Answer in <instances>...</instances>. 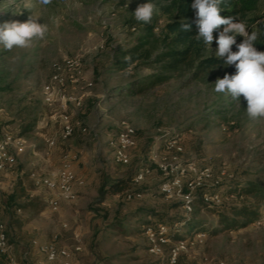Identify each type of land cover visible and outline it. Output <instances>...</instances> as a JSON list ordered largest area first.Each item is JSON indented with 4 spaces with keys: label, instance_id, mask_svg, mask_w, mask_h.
I'll use <instances>...</instances> for the list:
<instances>
[{
    "label": "rangeland",
    "instance_id": "obj_1",
    "mask_svg": "<svg viewBox=\"0 0 264 264\" xmlns=\"http://www.w3.org/2000/svg\"><path fill=\"white\" fill-rule=\"evenodd\" d=\"M173 1L51 0L44 5L40 0H0V24L26 22L33 15L47 26L45 36L34 38L29 47L8 51L0 45V128L27 141L15 169L23 172L15 179L16 197L14 202L8 200L10 207H21L20 213L4 209L8 191L2 184L9 178L0 175V215L8 224L19 264H46L31 239L45 236L49 240L55 233L59 234V246L82 247L73 256V264L155 261L157 257L149 252L148 237L141 224L151 219L150 211L184 217L185 199L179 194L162 193V185L172 177L155 167L153 151L166 158L175 171L185 169V181L207 171L210 178L202 193H221L218 205L240 206L255 201L253 197L227 194L249 182L264 184V118H249L243 97L237 101L214 91L216 80L235 74V66L210 68L197 77L199 61L169 71L164 68L166 62H153L167 48L163 41L168 35L166 25L174 16L168 10ZM148 2L156 5L151 22L137 21L136 8ZM257 6L250 16L264 21V0H258ZM258 22L254 26L245 24L254 28ZM142 43H147L142 51L152 52L151 58H139L131 66L122 67L125 53ZM66 59H77L94 85L75 90L82 98L80 107L70 106L76 132L62 140L58 103L45 102L43 87L51 80L53 64ZM156 75L165 80L141 92L139 88ZM66 89L74 92L71 85ZM124 122L136 129L138 139L129 165L114 160L111 146ZM80 125L88 132L82 133ZM49 137L57 139V149H53L57 161L48 169H58L61 155H76L79 169L87 172L85 185L75 190L73 199L61 203L58 211L50 208L47 190L36 189L31 178L32 172L44 173L41 167L46 163L43 157L49 151ZM174 141L182 151L170 144ZM136 170L144 174L141 182L133 179L125 192L110 191L113 183ZM31 188L37 190L36 196L29 195L27 189ZM128 193L132 194L130 198ZM199 194L197 190L195 195ZM29 201L34 205L25 208L23 205ZM259 207V218L264 217V201ZM188 216L197 230L206 231L207 237L183 254L180 264L220 259L236 264H264V224L255 221L244 228L214 234L219 216L201 202ZM116 220L123 222L125 232L112 226ZM12 224L24 233H20L25 239L22 245ZM179 229L181 234L191 233L187 228Z\"/></svg>",
    "mask_w": 264,
    "mask_h": 264
},
{
    "label": "built area",
    "instance_id": "obj_2",
    "mask_svg": "<svg viewBox=\"0 0 264 264\" xmlns=\"http://www.w3.org/2000/svg\"><path fill=\"white\" fill-rule=\"evenodd\" d=\"M71 85L74 92H68L67 87ZM93 80L86 77L82 70L81 63L77 59H66L63 63L53 64V74L51 80L43 87L44 100L47 104L53 105L58 103L59 119H60V134L62 140L71 138L77 128L74 123L70 106L80 107L82 98L78 96L75 90L82 87H92ZM82 133H87L88 128L79 126ZM49 151L46 155H51L52 150L57 145V139L49 137L46 139ZM174 145L178 151L183 148L178 145L177 141L170 143ZM27 141L22 136H16L11 132L0 128V173L10 170L18 164V156L26 148ZM113 148V158L117 163L122 165L131 164V151L138 146L136 129L124 122L119 131L116 140L111 141ZM75 159L65 156L56 172L40 173L32 172L31 178L36 187H43L48 192L47 202L53 211H58L63 202H69L75 197V186L77 183L84 185L85 181H78L77 172L75 170ZM152 159L156 162L160 171L164 175L172 177L170 181L162 185V193L167 196L179 194L185 199L183 205L185 209V218L190 219L193 212L194 202L196 198L201 197L202 200L211 207L218 205L222 199L221 193L206 191L201 192L198 196L195 195L197 190L202 191L203 186L210 175L207 171L201 173L197 177L189 181L184 180L186 170L175 171L167 159L160 157L156 151L152 153ZM144 174L140 171L134 178L135 182H141ZM227 194H230L229 192ZM129 194V198L131 197ZM239 194H230V196H238ZM259 224H264V217L258 218ZM184 221L177 222L171 228L166 223H157L153 225H143L144 233L148 237L149 252L155 255L159 264H179L183 254L188 253L191 248L203 243L207 234L205 232L183 234V238L175 240L170 235L171 233L180 232L179 228H183ZM32 246L45 257L49 264H72L73 256L82 251V247L77 245L71 247L59 246V234H54L51 240L41 242L35 238L31 242ZM0 256L5 258L0 264H19L13 254V245L10 240L7 224L0 219ZM201 264H236L234 261L220 259L217 261L206 260Z\"/></svg>",
    "mask_w": 264,
    "mask_h": 264
},
{
    "label": "trees",
    "instance_id": "obj_3",
    "mask_svg": "<svg viewBox=\"0 0 264 264\" xmlns=\"http://www.w3.org/2000/svg\"><path fill=\"white\" fill-rule=\"evenodd\" d=\"M194 0H174L173 5L169 7V11H172L174 16L167 23L166 30L168 35L164 37V41L167 44V48L165 51L158 53L156 59L153 62L156 63H165L164 68L166 70H174L178 69L184 65H191L195 62L199 61V69L196 72L195 76L200 77V74L206 72V70L214 67H224L227 66L224 64L222 59L216 57L215 52L218 49V45L216 40L218 38V32L223 29V26L220 27L219 30L213 32V42L211 47L206 46L202 40H197L195 37L198 35V28L196 25V12L191 7ZM258 0H223V3L220 5L222 11L220 15L222 17H236L237 19L234 22H246L250 26H254L258 22V18L251 17L250 13L254 12L258 9ZM264 17V15H263ZM187 22L190 24V31H182L181 23ZM250 28V27H248ZM252 31L259 32V38L255 43V47L258 51L264 52V24H259L256 27H252L248 29L249 34ZM243 37L240 35L236 36V43L239 44L243 41ZM147 43H142L139 46L133 47L129 51L125 53V56L130 55L132 57L131 62L122 61V67H128L134 64L139 58L147 61L151 58L152 52L149 50H143L144 46ZM235 45L232 46V51H237ZM210 53V54H207ZM165 79L161 75H156L153 81H150L144 85H142L139 90L141 92L150 90L159 83L163 82ZM135 89V88H133ZM243 96H241L242 98ZM158 170V166H155ZM138 171L135 173L128 174L126 177L122 178L120 181L113 183L110 186V191L113 193H121L125 192L130 188V184L132 180L137 175ZM242 189H230L228 192L230 194H239L246 196L247 198L253 197V203H246L243 205H232L229 207L226 206H214L211 207L206 204L201 197L195 200L194 206L199 202L202 205L211 210H215L219 216V227L214 229L212 233L216 234L220 231L227 230H235L238 228H244L254 223L260 216V207L259 203L264 201V184L249 182L245 187H241ZM202 192V191H200ZM130 194V193H128ZM15 195L12 194L10 197V201L14 202ZM34 205L33 201H29L25 205V208H29ZM21 208V207H20ZM151 217L150 220L146 219L141 224L143 225H153L155 226L157 223H166L171 228L174 226L176 222L184 221L183 228H187L191 233L195 232H205L203 229L197 230L198 226H195L192 217L190 219H186L185 217H174L168 215H162L156 213L154 211H150L148 214ZM114 228H120L123 232L125 229L123 227V222L120 220H116L112 225ZM200 228V227H199ZM173 239L178 240L183 238V234L180 232L171 233L170 235ZM104 264V263H102ZM147 264H159V260H155L153 262ZM180 264V262H179Z\"/></svg>",
    "mask_w": 264,
    "mask_h": 264
},
{
    "label": "clouds",
    "instance_id": "obj_4",
    "mask_svg": "<svg viewBox=\"0 0 264 264\" xmlns=\"http://www.w3.org/2000/svg\"><path fill=\"white\" fill-rule=\"evenodd\" d=\"M40 3L47 5L51 0H40ZM223 0H194L191 7L196 12V25L198 28L197 40H202L206 46L211 47L213 32H218L216 43L218 49L215 52L217 58L222 59L227 66H235L236 72L233 75L225 74L215 82L214 91L230 95L234 100L240 101L241 96L247 103L246 112L249 118H264V52L258 51L254 46L259 38L258 31L251 34L246 30L247 25L242 22H234L236 17H222L220 5ZM156 11V5L145 3L139 5L134 17L137 21L150 23ZM39 18L31 15L26 22L6 21L0 24V45L5 50H12L14 47H29L34 38L42 39L47 32V26L39 22ZM264 24V21H259ZM190 24L181 23L182 31H190ZM244 39L236 43V36ZM235 45L237 51H232ZM126 62H131L132 57L126 56Z\"/></svg>",
    "mask_w": 264,
    "mask_h": 264
},
{
    "label": "crops",
    "instance_id": "obj_5",
    "mask_svg": "<svg viewBox=\"0 0 264 264\" xmlns=\"http://www.w3.org/2000/svg\"><path fill=\"white\" fill-rule=\"evenodd\" d=\"M30 146H33L32 144H30ZM55 149H57V148H55ZM54 149V150H55ZM52 151V153H51V155H46V157H43V159L44 160H46L45 162L46 163H42V165H44L45 164V166L44 167H41V170H42V172L44 171V173H50V172H56L58 169L57 168H52V169H48L49 167H51V165H52V162H56L57 161V159H56V157H55V155H56V153H55V151ZM42 157V156H41ZM63 157V155H61V157L59 158V162L60 161H62V158ZM83 161L86 163V158H84L83 159ZM78 162H80V161H78ZM78 162H75V170H76V172H77V177H78V181H80V180H84L83 178L86 176V174H87V172H85L86 171V169L84 170V168H82V169H79V166L77 165L78 164ZM18 165V164H17ZM17 165H16V167H14V168H12V169H10V170H7V171H4V172H2V173H0V175H5V176H7L8 178H9V180H7V182H4L3 184H2V188L3 189H5V190H7L8 191V193H7V198H6V200H5V205L3 206L4 207V209L5 210H8L9 212L10 211H13V212H21L22 211V209H16V208H13V207H10V205L8 204V200L10 199V197H11V195L13 194V192H14V187L17 185V182L15 181V179L17 178V177H19V176H21L22 174H23V172H20L19 170H15L16 168H17ZM59 168V167H58ZM14 174H16V176L14 175ZM12 180L13 181H15L14 183H12ZM85 181V180H84ZM104 184V183H103ZM35 185V184H34ZM85 185V184H84ZM80 186H83V185H81V184H79V183H77L76 184V186H75V190L77 191V190H79V188H80ZM10 188H12V189H10ZM35 188L36 189H39V188H41V187H36L35 186ZM36 189H27V191H28V193H29V195L31 196V197H33V196H36V194H37V190ZM6 191V192H7ZM47 196H48V192H47ZM51 208V207H50ZM149 218H151V217H149ZM0 219L2 220V221H4L6 224H7V222L5 221V220H3L2 219V217H1V215H0ZM15 220H13V222H14ZM17 223H18V221H16ZM7 226H8V224H7ZM65 226H67V225H65ZM10 227H11V229H13L14 230V234H15V236L17 237L16 239L19 241H17L18 243H19V245H22L24 242H25V239H24V237H22V235L24 234L23 232L21 233V231H20V229H19V227L18 226H13V224L12 225H10ZM22 235H21V234ZM56 234V233H55ZM54 235V234H53ZM53 235H52V237H53ZM22 237V238H21ZM51 237V238H52ZM35 238H38L41 242H47V241H49V240H51V238L48 240V238L47 237H45V236H42V237H38V236H36ZM35 238H33V239H35ZM33 239H31V242H32V240ZM12 245H13V252H14V244L12 243ZM79 253V252H78ZM14 254V253H13ZM15 256V255H14ZM44 257V256H43ZM44 259H45V257H44ZM5 261V258L4 257H1L0 256V262H4ZM45 263L46 264H49L47 261H46V259H45ZM72 264H73V261H72Z\"/></svg>",
    "mask_w": 264,
    "mask_h": 264
}]
</instances>
